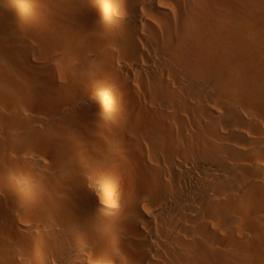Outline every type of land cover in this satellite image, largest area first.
<instances>
[{
    "label": "bare ground",
    "instance_id": "1",
    "mask_svg": "<svg viewBox=\"0 0 264 264\" xmlns=\"http://www.w3.org/2000/svg\"><path fill=\"white\" fill-rule=\"evenodd\" d=\"M0 111V264H264V0H0Z\"/></svg>",
    "mask_w": 264,
    "mask_h": 264
},
{
    "label": "rangeland",
    "instance_id": "2",
    "mask_svg": "<svg viewBox=\"0 0 264 264\" xmlns=\"http://www.w3.org/2000/svg\"><path fill=\"white\" fill-rule=\"evenodd\" d=\"M230 8V7H229ZM228 7H227V10L229 9ZM231 9V8H230ZM260 22H258V24H259ZM254 25H256L257 26V23H255ZM259 25H261L262 26V23L261 24H259ZM260 27V26H259ZM0 112H2V111H0Z\"/></svg>",
    "mask_w": 264,
    "mask_h": 264
}]
</instances>
